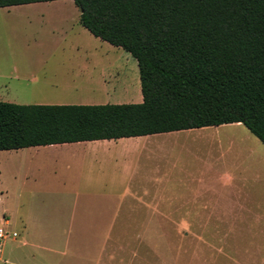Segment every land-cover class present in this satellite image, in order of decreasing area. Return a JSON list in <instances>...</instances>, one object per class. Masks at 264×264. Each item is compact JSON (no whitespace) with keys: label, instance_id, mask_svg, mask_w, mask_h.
I'll return each mask as SVG.
<instances>
[{"label":"trees","instance_id":"1","mask_svg":"<svg viewBox=\"0 0 264 264\" xmlns=\"http://www.w3.org/2000/svg\"><path fill=\"white\" fill-rule=\"evenodd\" d=\"M73 2L83 27L136 60L142 102L0 101V150L235 122L264 144V0Z\"/></svg>","mask_w":264,"mask_h":264},{"label":"crops","instance_id":"2","mask_svg":"<svg viewBox=\"0 0 264 264\" xmlns=\"http://www.w3.org/2000/svg\"><path fill=\"white\" fill-rule=\"evenodd\" d=\"M104 55L101 50L83 48L38 51L36 56L40 61L53 59L57 67L50 71V75L45 74L42 67H37L31 80L38 94L33 104L97 105L92 104V100L98 92H105L111 99L114 85L108 79L117 81L114 73H118L119 67H99L97 64L104 61L100 59ZM134 68L131 66L130 70L135 72ZM128 76L126 87L120 84L117 91L126 98H135L136 94L128 90ZM134 76L140 95L134 102L126 103L142 102L139 74L136 72ZM14 77L19 78L18 75ZM122 103L125 102H113ZM15 150L25 155L33 152L34 173L41 182H57L72 189L60 197L56 195V198L47 189L38 197L44 208L51 207L52 200L56 202L57 198H62L65 204L63 221L71 231L79 229L77 226L84 221L94 225L102 223L105 231L113 232L115 202L116 216L125 211L127 216L157 212L257 217L258 212L254 209L257 206L264 208V196L256 194L259 186L264 193V144L239 122ZM58 164L61 166L57 167ZM45 188L49 187L45 185ZM36 195L33 192L31 196L32 206L37 200ZM100 207L103 212L97 214ZM44 215L41 211V216ZM32 221L29 217L27 228H31ZM35 221L38 226L41 218ZM8 223L5 219V224ZM94 229L99 228L95 226ZM228 231L235 236L231 227ZM16 235L12 234L13 238ZM232 240L238 242L237 238ZM207 242L212 246L210 240ZM36 246L42 248L40 243ZM43 248L49 252L54 250L49 242ZM110 261L113 264L112 255Z\"/></svg>","mask_w":264,"mask_h":264},{"label":"rangeland","instance_id":"3","mask_svg":"<svg viewBox=\"0 0 264 264\" xmlns=\"http://www.w3.org/2000/svg\"><path fill=\"white\" fill-rule=\"evenodd\" d=\"M79 11L73 0L0 7V101L33 104L38 94L31 80L37 67H42L47 75L57 67L53 59L40 61L37 52L74 48L101 50L105 55L100 57L104 61L98 62L99 67H119L118 73H114L117 81L108 79L114 85L112 98L98 92L92 104L136 100L140 95L134 76L136 72L139 74L136 60L124 49L92 35L80 24ZM127 66H135V72ZM127 75L128 90L136 94L135 98L118 94V85L126 87ZM19 151L0 150V228L5 234L0 238V264H110L111 255L113 264H264V208L261 206L254 209L257 217L157 212L127 216L125 211L116 216L115 202L113 232L105 231L102 223L94 225L84 221L77 226L79 229L71 231L63 221L62 198L52 200V206L44 208L38 197L47 189L55 198L72 189L57 182H41L34 173L33 152L25 155ZM258 188L256 194L263 197L262 187ZM33 192L37 193V200L32 206ZM41 211L46 214L44 217ZM102 212L101 208L97 214ZM29 217L33 220L31 228H27ZM38 218L41 221L37 226ZM95 226L99 229H94ZM229 227L235 236L229 233ZM13 232L17 234L14 238ZM234 238L237 243L233 242ZM48 242L52 243L53 252L43 248Z\"/></svg>","mask_w":264,"mask_h":264},{"label":"built area","instance_id":"4","mask_svg":"<svg viewBox=\"0 0 264 264\" xmlns=\"http://www.w3.org/2000/svg\"><path fill=\"white\" fill-rule=\"evenodd\" d=\"M15 235V233H13ZM5 236L4 231L0 228V238H3Z\"/></svg>","mask_w":264,"mask_h":264}]
</instances>
